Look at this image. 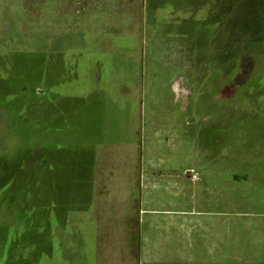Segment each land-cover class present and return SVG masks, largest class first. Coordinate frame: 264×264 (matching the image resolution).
I'll use <instances>...</instances> for the list:
<instances>
[{"label": "crops", "instance_id": "obj_1", "mask_svg": "<svg viewBox=\"0 0 264 264\" xmlns=\"http://www.w3.org/2000/svg\"><path fill=\"white\" fill-rule=\"evenodd\" d=\"M83 12L77 52L55 58L76 83L57 94L47 85L45 104L31 109L32 130L71 134L60 162L47 164V203L53 165L59 224L76 220L78 264H229L228 114L223 91L215 101L213 81L199 79L197 38L151 30L149 15L136 31L131 15L126 39L102 13Z\"/></svg>", "mask_w": 264, "mask_h": 264}, {"label": "rangeland", "instance_id": "obj_2", "mask_svg": "<svg viewBox=\"0 0 264 264\" xmlns=\"http://www.w3.org/2000/svg\"><path fill=\"white\" fill-rule=\"evenodd\" d=\"M174 1L0 0V200L8 203L0 207V264H78L76 239L70 236L76 234V220L65 226L58 220L61 176L52 173V165L55 199L48 205V188L40 184L48 167L38 166L42 154L59 163L71 134L32 130L31 109L45 104L47 85L57 94L63 82L76 83V72H65L55 58L77 52L85 10L102 13L126 39L133 24L137 31L141 15H149L151 30L184 32L191 45L197 38L199 79L213 81L215 101L223 91L219 101L228 114L229 264H264V0H178L177 7L169 3Z\"/></svg>", "mask_w": 264, "mask_h": 264}, {"label": "trees", "instance_id": "obj_3", "mask_svg": "<svg viewBox=\"0 0 264 264\" xmlns=\"http://www.w3.org/2000/svg\"><path fill=\"white\" fill-rule=\"evenodd\" d=\"M174 1V0H173ZM171 5H174V7H177V5L179 4V1L178 0H176V2L174 1L173 3H171V2H169ZM46 131V130H45ZM40 158L41 159H39L38 160V166L40 165V163L44 166H47V164L49 163V159H48V155L46 156L45 154H42V155H40ZM9 161V160H8ZM48 167V166H47ZM49 168V167H48ZM34 169V168H33ZM34 173V172H33ZM42 182L40 183V184H42V187L44 188V187H46V186H48V182H47V176H45V174H43L42 175ZM7 200V199H6ZM8 202V201H7ZM0 207H4L6 204H8V203H5L4 202V200L2 201V200H0ZM32 223V222H31ZM32 225V224H31Z\"/></svg>", "mask_w": 264, "mask_h": 264}, {"label": "built area", "instance_id": "obj_4", "mask_svg": "<svg viewBox=\"0 0 264 264\" xmlns=\"http://www.w3.org/2000/svg\"><path fill=\"white\" fill-rule=\"evenodd\" d=\"M189 176L193 179V180H196L198 178V174L196 172H189Z\"/></svg>", "mask_w": 264, "mask_h": 264}]
</instances>
